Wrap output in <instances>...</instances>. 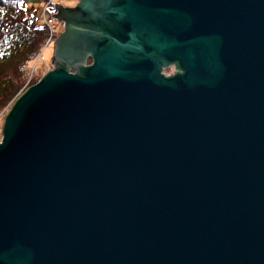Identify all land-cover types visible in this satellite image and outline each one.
Here are the masks:
<instances>
[{"label":"water","instance_id":"95a60500","mask_svg":"<svg viewBox=\"0 0 264 264\" xmlns=\"http://www.w3.org/2000/svg\"><path fill=\"white\" fill-rule=\"evenodd\" d=\"M51 12L1 131L0 264H264V0Z\"/></svg>","mask_w":264,"mask_h":264},{"label":"trees","instance_id":"16d2710c","mask_svg":"<svg viewBox=\"0 0 264 264\" xmlns=\"http://www.w3.org/2000/svg\"><path fill=\"white\" fill-rule=\"evenodd\" d=\"M26 0H0V112L16 99L24 85L22 69L41 50L48 27L38 19Z\"/></svg>","mask_w":264,"mask_h":264},{"label":"rangeland","instance_id":"374dc122","mask_svg":"<svg viewBox=\"0 0 264 264\" xmlns=\"http://www.w3.org/2000/svg\"><path fill=\"white\" fill-rule=\"evenodd\" d=\"M80 0H26L25 6L29 8H34V10L37 13L38 19L41 23L45 24V21L48 22V38L44 42L41 50L38 52V54L35 56L34 54L31 55L32 59L31 64L26 69H22L25 73L24 76V85L22 89L20 90L19 94L16 96V99L12 102L8 108H6L4 111L0 112V141L2 139L1 131L3 127V123L5 120L6 115L10 111L12 105L15 103V101L23 94L27 89L32 87L34 84L39 82V80L49 71L54 68V65L52 64L53 55H54V42L57 38V34H59L61 31H63L62 24L55 20L52 16L54 13H49L48 7L53 8V3H62L65 6H75ZM48 11V12H47ZM30 57V58H31ZM92 62V60H90ZM89 61V62H90ZM168 73H172V69H169L167 71Z\"/></svg>","mask_w":264,"mask_h":264},{"label":"flooded vegetation","instance_id":"af4514ba","mask_svg":"<svg viewBox=\"0 0 264 264\" xmlns=\"http://www.w3.org/2000/svg\"><path fill=\"white\" fill-rule=\"evenodd\" d=\"M89 61H90V60H89ZM89 63H91V61H90ZM169 69H172V72H173V73H176V71H177V68H176L175 65H174V66H170V67L167 68V69H164V70L162 71V73H163L166 77L172 75V73H168V72H167V71H169Z\"/></svg>","mask_w":264,"mask_h":264}]
</instances>
